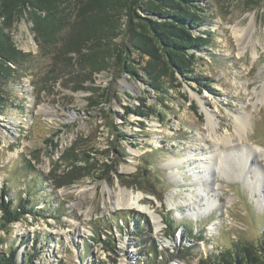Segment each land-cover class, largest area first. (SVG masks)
<instances>
[{
	"label": "rangeland",
	"instance_id": "1",
	"mask_svg": "<svg viewBox=\"0 0 264 264\" xmlns=\"http://www.w3.org/2000/svg\"><path fill=\"white\" fill-rule=\"evenodd\" d=\"M201 2L195 35L204 32L206 43L195 52L190 75L212 80L215 94L184 81L180 87L167 81L157 91L123 74L113 84L116 97L90 106L92 93L73 90L72 74L40 56L26 17L13 23L11 39L28 56L10 64L18 78L0 91V202L3 196L14 207L29 197L43 214L0 227V253L15 250L18 262L37 246L32 264H211L202 261L206 254L263 244L264 0ZM233 27L250 30L249 36L238 41ZM95 79L103 89L110 84L106 72ZM126 107H142L148 116ZM241 121L246 127L238 134ZM82 153L97 165L106 162L105 174L73 163ZM201 166L216 171L213 180ZM199 180L216 187L213 210L193 217L183 205L169 206V199L194 193ZM120 189L142 192L156 221L139 209L116 207ZM230 260L217 264H237Z\"/></svg>",
	"mask_w": 264,
	"mask_h": 264
},
{
	"label": "trees",
	"instance_id": "2",
	"mask_svg": "<svg viewBox=\"0 0 264 264\" xmlns=\"http://www.w3.org/2000/svg\"><path fill=\"white\" fill-rule=\"evenodd\" d=\"M201 1L0 0V91L3 93L7 82L18 78V70L10 64L18 65L28 56L15 46L9 34L13 23L25 16L31 24L30 30L40 56H51L53 69L56 66L61 73L72 74L73 90L90 91L92 94L87 98L90 106L110 101L111 96L116 97L113 84L123 74L140 79L157 91H161L167 81L170 87H180L184 81L195 83L199 91L215 94L216 90L210 86L212 80L198 74L190 75L195 52L202 50L206 43L204 32L195 35V30L203 22ZM102 72L110 78L106 89L95 84L96 76ZM94 94L101 100L94 99L91 96ZM103 96L106 97L102 99ZM1 105L0 97V109ZM126 109L128 113L148 116L142 107ZM191 109L195 106L191 105ZM112 125L114 127L115 124ZM123 135L117 134L121 138ZM113 150L121 154L115 148ZM75 162L94 169L97 166L103 174L109 168L106 162L97 165L98 160L86 153L74 158ZM101 176L96 175L95 178L101 179ZM6 193L3 191V195ZM18 202L14 208L13 200L5 201L2 196L0 227L16 222L26 214H43V210H35L37 202L34 204L29 197L20 198ZM34 247L33 251L25 254V260L18 262L15 250L8 255L0 253V264H32L40 250ZM257 248L233 247V255L229 250L221 254H206L202 261L217 264L223 259L230 263L233 257L237 264H264V242ZM149 250L156 256L154 245L149 246Z\"/></svg>",
	"mask_w": 264,
	"mask_h": 264
},
{
	"label": "bare ground",
	"instance_id": "3",
	"mask_svg": "<svg viewBox=\"0 0 264 264\" xmlns=\"http://www.w3.org/2000/svg\"><path fill=\"white\" fill-rule=\"evenodd\" d=\"M248 31H250V30H248ZM232 32H233L234 36L236 37V39L238 41H241V42L244 41L245 37L249 36V33L247 34V32H245L243 29H240L238 27H233ZM254 55H255V52L253 51V56ZM259 100L264 102V87H263L262 94H261V97ZM206 124L210 127L212 126V119H211V115L209 113L206 114ZM245 124L246 123L244 121L238 122V124L236 126V130H237L238 134H240L242 131H244V128L246 127ZM225 140L226 139H224V141ZM225 144H229V145L231 144L229 142V139L226 140ZM230 146H232V145H230ZM258 150L262 151V153H263V150H260V149H258ZM183 160L169 161L166 164L167 168L168 169L175 168L176 164L178 162H182ZM221 165H220V167H221ZM201 167H203L204 171H206V172L208 171L206 176H208L211 180H213L212 178H213L214 174L216 173V171L215 170L213 171L211 167H206V166H201ZM176 171L179 174L177 169H176ZM181 180L182 179H180V181ZM182 183H184V182H182ZM197 185L198 186H197L196 191L194 193H186L184 196L185 197L184 200H182V201L178 200L179 203H178V201H173L172 199H169L168 200L169 206H172V208H176V206H178V204L183 205L186 207V209H187L186 211H187L188 215L192 214L193 217H198V216H202V215L205 216V214H207L208 212H210L211 210L214 209V208H212V205L213 206L216 205L217 200L215 198H217V197L214 193L216 187L214 185L213 186L209 185L208 188H207V186H206V188H204L200 180L197 181ZM211 191H213L214 194L210 193ZM170 193L174 194V190H171ZM143 196H144V194L142 192H137V193L133 194V192L131 190L120 189L119 196H118L119 201H117L115 203V206L116 207H126V208L139 209V210L144 211L145 213L149 214L156 221L157 217H156V215H154V212L151 210V208L147 204H143L141 202L140 199ZM202 197L204 200V206L203 207H201L202 206L201 205ZM211 198H213L214 200ZM208 201H209V203H208ZM212 201L214 202L213 204H212ZM192 209H196V212L188 211V210H192ZM214 226L212 225L209 229H213Z\"/></svg>",
	"mask_w": 264,
	"mask_h": 264
}]
</instances>
